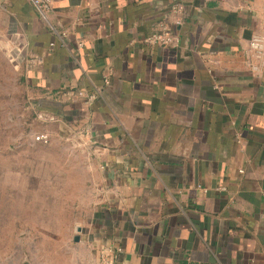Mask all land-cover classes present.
<instances>
[{
  "label": "crops",
  "instance_id": "obj_1",
  "mask_svg": "<svg viewBox=\"0 0 264 264\" xmlns=\"http://www.w3.org/2000/svg\"><path fill=\"white\" fill-rule=\"evenodd\" d=\"M165 27L176 45L144 41ZM254 37L264 0H0V78L20 72L38 111L91 147L96 264L117 245L116 264H264Z\"/></svg>",
  "mask_w": 264,
  "mask_h": 264
},
{
  "label": "rangeland",
  "instance_id": "obj_2",
  "mask_svg": "<svg viewBox=\"0 0 264 264\" xmlns=\"http://www.w3.org/2000/svg\"><path fill=\"white\" fill-rule=\"evenodd\" d=\"M32 100L20 72L3 73L0 264H96L84 238L101 197L91 147L42 120ZM42 133L47 141L37 139Z\"/></svg>",
  "mask_w": 264,
  "mask_h": 264
},
{
  "label": "built area",
  "instance_id": "obj_3",
  "mask_svg": "<svg viewBox=\"0 0 264 264\" xmlns=\"http://www.w3.org/2000/svg\"><path fill=\"white\" fill-rule=\"evenodd\" d=\"M32 2L37 8H39L43 12L48 11L53 4V0H32ZM172 10L174 12H181L182 14H184L186 11L185 4L182 1H178L174 3ZM144 41L149 44L172 46L176 45L179 39L178 36L175 35V33L170 28L165 27L161 31L153 32L152 34L148 35ZM50 46L54 47L55 42H51ZM250 47L253 51L257 53L258 56L262 55L264 53V39L261 37H254L250 42ZM109 82V79L105 78V84H109ZM72 90L76 95L86 96L83 90ZM97 92L95 94L88 95V101L95 100L97 98ZM39 117L44 121L47 120V118L42 113H39ZM50 120L54 121L55 118H50ZM37 139L40 141H47L49 137L46 133H42L37 136ZM122 252L123 247L121 245H117L113 248L104 251L101 254V264H116L119 255Z\"/></svg>",
  "mask_w": 264,
  "mask_h": 264
},
{
  "label": "water",
  "instance_id": "obj_4",
  "mask_svg": "<svg viewBox=\"0 0 264 264\" xmlns=\"http://www.w3.org/2000/svg\"><path fill=\"white\" fill-rule=\"evenodd\" d=\"M78 230L80 231V228ZM76 240H79V237H76Z\"/></svg>",
  "mask_w": 264,
  "mask_h": 264
}]
</instances>
